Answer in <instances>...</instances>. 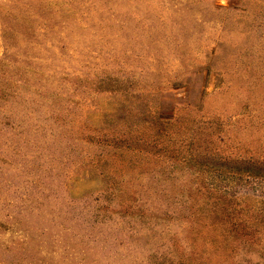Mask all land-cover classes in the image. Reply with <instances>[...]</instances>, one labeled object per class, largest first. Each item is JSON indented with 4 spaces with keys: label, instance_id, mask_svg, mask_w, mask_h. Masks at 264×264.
Masks as SVG:
<instances>
[{
    "label": "rangeland",
    "instance_id": "1",
    "mask_svg": "<svg viewBox=\"0 0 264 264\" xmlns=\"http://www.w3.org/2000/svg\"><path fill=\"white\" fill-rule=\"evenodd\" d=\"M264 0H0V264H264Z\"/></svg>",
    "mask_w": 264,
    "mask_h": 264
},
{
    "label": "trees",
    "instance_id": "2",
    "mask_svg": "<svg viewBox=\"0 0 264 264\" xmlns=\"http://www.w3.org/2000/svg\"><path fill=\"white\" fill-rule=\"evenodd\" d=\"M252 176H257L260 178H264V173H259V174H254V173H250Z\"/></svg>",
    "mask_w": 264,
    "mask_h": 264
}]
</instances>
